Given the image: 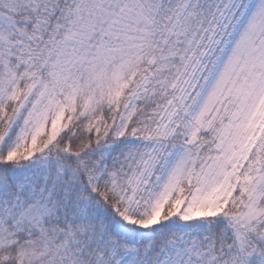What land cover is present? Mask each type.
I'll return each instance as SVG.
<instances>
[{
	"label": "snow or ice",
	"instance_id": "1",
	"mask_svg": "<svg viewBox=\"0 0 264 264\" xmlns=\"http://www.w3.org/2000/svg\"><path fill=\"white\" fill-rule=\"evenodd\" d=\"M0 264H264V0H0Z\"/></svg>",
	"mask_w": 264,
	"mask_h": 264
}]
</instances>
